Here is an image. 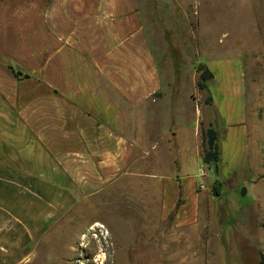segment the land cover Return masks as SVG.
Listing matches in <instances>:
<instances>
[{
  "label": "crops",
  "instance_id": "1",
  "mask_svg": "<svg viewBox=\"0 0 264 264\" xmlns=\"http://www.w3.org/2000/svg\"><path fill=\"white\" fill-rule=\"evenodd\" d=\"M162 85L137 0H0V264H25L78 202L150 175L137 170L141 160L170 146L160 130L172 111L155 98ZM227 87L212 92L223 120L216 171L237 187L249 181L248 134L218 96L237 98ZM141 110L155 126L143 146L127 133ZM175 175H152L161 180L160 218L175 213V228L197 224L202 183Z\"/></svg>",
  "mask_w": 264,
  "mask_h": 264
},
{
  "label": "rangeland",
  "instance_id": "2",
  "mask_svg": "<svg viewBox=\"0 0 264 264\" xmlns=\"http://www.w3.org/2000/svg\"><path fill=\"white\" fill-rule=\"evenodd\" d=\"M137 2L163 83L155 98L172 111L173 123L160 130L170 150L162 155L161 143L141 160L137 170L150 175L125 177V184L122 179L58 217L33 244L25 264H259V253L264 256V0ZM204 69L213 78L200 89ZM230 85L237 98L218 96L244 118L248 134L249 181L237 187L196 155L197 131L205 146L208 127L218 131L223 124L212 92ZM144 113L133 118V132L127 129L142 146L155 127ZM200 171L204 176L198 177ZM175 174L202 183L197 224L175 228V213L166 222L160 218L156 182L161 180L152 175ZM216 181L222 183L217 195Z\"/></svg>",
  "mask_w": 264,
  "mask_h": 264
},
{
  "label": "trees",
  "instance_id": "3",
  "mask_svg": "<svg viewBox=\"0 0 264 264\" xmlns=\"http://www.w3.org/2000/svg\"><path fill=\"white\" fill-rule=\"evenodd\" d=\"M8 69L11 72V74L17 78L20 79L21 72L18 70H15L12 66L8 65ZM23 78H28V75H23ZM205 87L203 82L198 83V88L203 89ZM205 140V150L203 154V161L204 163H213L217 168V163L220 160V152H219V145H218V132L217 130L209 127L204 135ZM222 186V183L216 181L214 182L212 186V190L214 194H218L219 190ZM180 200L178 201L179 205ZM259 264H264V256L259 253Z\"/></svg>",
  "mask_w": 264,
  "mask_h": 264
},
{
  "label": "water",
  "instance_id": "4",
  "mask_svg": "<svg viewBox=\"0 0 264 264\" xmlns=\"http://www.w3.org/2000/svg\"><path fill=\"white\" fill-rule=\"evenodd\" d=\"M212 78H213V75L207 69H204L202 73L199 75V79L203 83L211 80ZM240 193H241V196H243L245 193V189L242 188Z\"/></svg>",
  "mask_w": 264,
  "mask_h": 264
},
{
  "label": "built area",
  "instance_id": "5",
  "mask_svg": "<svg viewBox=\"0 0 264 264\" xmlns=\"http://www.w3.org/2000/svg\"><path fill=\"white\" fill-rule=\"evenodd\" d=\"M204 171H200V176H204Z\"/></svg>",
  "mask_w": 264,
  "mask_h": 264
},
{
  "label": "bare ground",
  "instance_id": "6",
  "mask_svg": "<svg viewBox=\"0 0 264 264\" xmlns=\"http://www.w3.org/2000/svg\"><path fill=\"white\" fill-rule=\"evenodd\" d=\"M94 227H97V226H100L98 223H95L94 225H93ZM103 228V227H102Z\"/></svg>",
  "mask_w": 264,
  "mask_h": 264
}]
</instances>
